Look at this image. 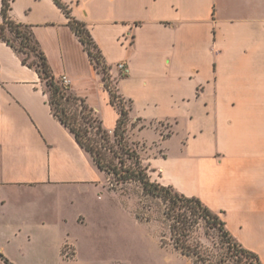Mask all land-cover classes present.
I'll use <instances>...</instances> for the list:
<instances>
[{"label":"crops","instance_id":"obj_1","mask_svg":"<svg viewBox=\"0 0 264 264\" xmlns=\"http://www.w3.org/2000/svg\"><path fill=\"white\" fill-rule=\"evenodd\" d=\"M61 1L131 105L130 140L145 144L153 179L199 199L264 264V0ZM9 16L112 133L118 112L53 0H11ZM118 193L53 116L38 73L0 41V262L116 264L103 254L133 249L130 231L157 221ZM172 255L148 264H193Z\"/></svg>","mask_w":264,"mask_h":264},{"label":"trees","instance_id":"obj_2","mask_svg":"<svg viewBox=\"0 0 264 264\" xmlns=\"http://www.w3.org/2000/svg\"><path fill=\"white\" fill-rule=\"evenodd\" d=\"M53 2L68 18L70 29L84 47L94 68L101 74L104 88L109 95L110 104L112 106L118 104V119L112 133L118 144L120 156L117 155L116 151L109 148V151L115 155L113 158L116 159V162L108 159L96 143L87 138L86 131L76 126V119L69 114L66 108V105L70 102L77 103L81 109L80 112L92 113L98 130L102 131L103 135L108 132L102 127L101 122L94 115L92 109L86 105L85 101L75 96L68 86L63 85L61 80L54 77L44 53L34 41L30 28L17 24L10 18L11 0H2L0 41L6 43L14 52L20 55L23 65L34 69L40 79L44 81L53 116L68 129L78 146L89 154L94 165L104 172L107 177L114 178L116 185L109 178L110 188L115 189L117 186L136 184L143 195L161 200L164 204V220L169 223L168 228L170 239L173 242V249L184 258L188 259L190 256L199 258V252L188 246L186 241L189 239L192 227L203 221L206 226L218 230L220 238L227 245L229 253L236 257L238 264H246L247 262L249 264H263L256 254L242 247L230 235L221 218L208 209L199 199L186 197L176 192L172 187L162 186L158 182L150 180L148 175L150 170L143 165L137 145L130 141L127 136V116L131 110V105L128 103V108L123 106L124 100L118 95L117 89L112 86L109 67L103 61L85 25L71 16L69 7L61 0H53ZM30 58H32L31 61H29ZM121 155H125L131 163L126 165ZM161 242L164 244L163 240ZM3 260L8 264L6 259L3 258Z\"/></svg>","mask_w":264,"mask_h":264},{"label":"rangeland","instance_id":"obj_3","mask_svg":"<svg viewBox=\"0 0 264 264\" xmlns=\"http://www.w3.org/2000/svg\"><path fill=\"white\" fill-rule=\"evenodd\" d=\"M31 60L32 58H30L29 61ZM112 86L113 88H116L113 81ZM123 102V106L125 108H128V102ZM114 106L118 111V104L116 103ZM66 108L69 114L76 119V126L78 128H81V130L86 131L87 138H90L94 143H96L97 147L104 152L105 156L108 159H112L113 162H116V159L113 158L115 155L113 154V152L109 151V148H111L112 150L116 151L118 156H120L118 144L115 140V137L113 136V133H110L108 131L103 135L102 131L98 130L97 123H95L92 113H88L87 111L80 112L81 109L77 103L70 102L66 105ZM132 124L133 123L131 122L129 111L126 124L127 136L129 137V139V126H136V124ZM157 127L159 129L161 128L159 125H157ZM137 128L142 129L144 128V125L140 124L137 126ZM134 143L137 145L138 150L143 149L145 146V144H138L137 142ZM121 157L125 161L126 165H129L131 163V161L128 160L125 155H121ZM148 175L151 181H155L150 171H148ZM109 178L110 177H107V181L110 188ZM110 181H112L116 185L113 177L110 178ZM115 189H121L124 192L118 193L116 196H129L131 198H134L136 203H139L140 212L142 214H148V216L153 219H157V221H155V224L153 226L149 227V230L146 228L135 227L133 231H130V233L133 234L135 238L133 249L131 248L126 253L120 252L118 254L103 255H110V257L112 258L117 257L118 260L116 264H148L150 262L163 260L165 259V257L166 261L171 262L174 259L172 253L177 252L173 249V242L170 239L168 228L169 223L164 220V204L162 203V201L143 195L141 189L136 184L117 186ZM158 220L164 222V226L166 228L165 237L163 236V228L161 229L162 225ZM158 238L160 239L161 248H167V251L165 253L161 252L159 254L157 250ZM162 240L164 244L161 242ZM186 244L192 249H195L199 252V258L195 256H190L188 258L193 262V264H238L236 257H233L229 253L227 245L220 238L218 230L214 227L206 226L203 221H200L197 225H194L192 227L189 239L186 241ZM0 264L4 263L0 262ZM246 264H249V262H247Z\"/></svg>","mask_w":264,"mask_h":264},{"label":"built area","instance_id":"obj_4","mask_svg":"<svg viewBox=\"0 0 264 264\" xmlns=\"http://www.w3.org/2000/svg\"><path fill=\"white\" fill-rule=\"evenodd\" d=\"M123 68H124L123 64L120 63V64L117 65V69L119 71H122ZM61 82L63 83V85H66L67 84L66 78L63 77L61 79ZM62 257L64 259H70L72 257V250H71V248L68 245H64V247L62 248Z\"/></svg>","mask_w":264,"mask_h":264}]
</instances>
